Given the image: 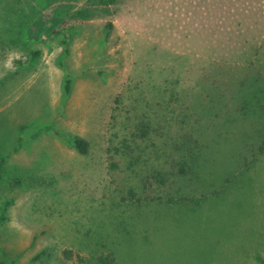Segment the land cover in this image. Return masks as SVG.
Returning a JSON list of instances; mask_svg holds the SVG:
<instances>
[{
    "label": "rangeland",
    "instance_id": "obj_1",
    "mask_svg": "<svg viewBox=\"0 0 264 264\" xmlns=\"http://www.w3.org/2000/svg\"><path fill=\"white\" fill-rule=\"evenodd\" d=\"M0 175V264H264V0H0Z\"/></svg>",
    "mask_w": 264,
    "mask_h": 264
},
{
    "label": "trees",
    "instance_id": "obj_2",
    "mask_svg": "<svg viewBox=\"0 0 264 264\" xmlns=\"http://www.w3.org/2000/svg\"><path fill=\"white\" fill-rule=\"evenodd\" d=\"M107 4H114L117 0H104ZM68 91L67 86H66V92ZM50 129V126H46L42 128L41 131H47ZM71 145L75 147V149L80 153V154H85L87 152V142L79 137H72L67 140ZM1 179V175H0ZM1 222V220H0ZM63 253L70 254L71 252L69 251H64ZM97 264H118L115 258H113L110 255H105V256H100L97 259Z\"/></svg>",
    "mask_w": 264,
    "mask_h": 264
}]
</instances>
